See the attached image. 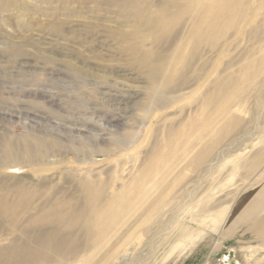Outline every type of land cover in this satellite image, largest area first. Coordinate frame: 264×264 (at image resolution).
<instances>
[{
    "label": "rangeland",
    "instance_id": "obj_1",
    "mask_svg": "<svg viewBox=\"0 0 264 264\" xmlns=\"http://www.w3.org/2000/svg\"><path fill=\"white\" fill-rule=\"evenodd\" d=\"M178 1L0 0V264H97L141 211L101 241L86 225L67 228L75 211L85 220V185L128 183L152 155L170 150L163 145L176 133L185 150L167 166L172 206L138 225L144 234L124 263L264 264L263 240L224 234L236 199L264 181V157L254 164L264 153V0H247L242 18L195 46L202 11L188 10L208 0ZM162 12L166 23L157 21ZM233 78L222 110L205 105L216 83ZM38 137L59 149L17 161L5 153ZM218 139L194 166L198 150Z\"/></svg>",
    "mask_w": 264,
    "mask_h": 264
},
{
    "label": "bare ground",
    "instance_id": "obj_2",
    "mask_svg": "<svg viewBox=\"0 0 264 264\" xmlns=\"http://www.w3.org/2000/svg\"><path fill=\"white\" fill-rule=\"evenodd\" d=\"M179 1H178L179 4L181 2H183V1H181V2H179ZM246 2H247V0H211V1L208 0L205 2L206 4L203 3L204 4L203 6L198 5L199 2H197L196 5L194 4L193 9H191L192 10L191 13H190V10H188L189 15H194L193 13L197 9L202 11V13L199 17L194 18L195 22H194V27L192 28V32H193V36H194L193 38L195 40V44H193V46H195L196 43L207 40L208 38H211V39L216 38L217 39L218 36L220 35V32L222 31L223 27H225L226 25H229V24H233L236 19H240L245 15ZM178 3H176V4L178 5ZM203 7H205V8H203ZM185 8H186V6H185ZM185 8L184 7L182 8L183 12H184ZM181 12H182V10H181ZM158 15H159L158 16L159 18L157 19V21L159 19H161V21H163V23L167 22V21L165 22L166 16H164L163 12L161 14L159 13ZM186 15H187V13H186ZM137 16H139V14ZM140 16H142V15H140ZM148 17H145L144 20L146 22H148V24L155 25L156 24L155 21L150 20L149 19L150 17L149 18ZM155 17H157V14ZM171 17H172V15H171ZM139 19H140V17H139ZM160 23H162V22H160ZM140 25H141V23H140ZM144 25H145V27L146 26L148 27V25H146V24H144ZM156 28L158 29V27H156ZM148 29H150V28H148ZM151 31L153 32L154 30H151ZM192 51H193V47H192L191 52ZM245 70H246V68H245ZM235 82H236V80L233 78V79L225 80L224 82H221L219 84L216 83V85H215L216 87L211 89L207 93L209 95L207 97H205V105H218V107H219L218 109L222 110L223 109L222 105H223V102L225 100V94L227 93L229 88L231 86H233V84ZM169 84H170V82H169ZM234 122L238 123V120L234 119ZM231 125H233V123L230 121L224 127H222L221 129H218V135L220 137H222L227 132L228 127ZM195 130H196V126L194 124H191V133H193ZM222 139H218L216 142H211L206 147L200 148L198 150V152L192 158L193 165L197 166L201 162L204 163V160H206L207 158H209L211 156L212 152L216 149L217 145L220 142H222ZM182 142H184V139L182 138V136L179 133H176L173 138H169L166 141V144L163 145V148L164 149L170 148V150H168L163 155L160 152L152 155L147 160V162L141 168L138 169L135 176L131 180L127 181L128 183H125L124 180L120 179V181L113 184V187H111V189H108L106 191H103V189H100V188L97 190L98 187L95 188L96 185H94V186H91V184L85 185L84 190L86 191V193L88 194V197H89V199H88L89 205H88V208L85 210V213H84L85 214V220L84 221L79 220L80 216L78 214H80V212L78 211L79 213L77 214V211H75L77 209V207H76V209L74 210L75 212L73 213L72 217L71 218L69 217L70 219L67 217V219L69 220L68 224L66 225L67 228L74 230V229L79 228L80 226L86 225L85 227H87L89 229L88 235H89V233L91 234V232L93 231L92 234L94 233L93 235H94L96 241H101L102 239L106 238L107 234H109L111 232V229H113L111 227L115 226L117 223H120L122 221V219H124L126 217V215H128L129 213H137V212L141 211L140 219L138 221V224H136L137 226L134 225L133 226L134 228H132V230L126 229V231H125L126 234H123V235H125V236H123V238L115 241L114 245L110 244L111 245V246L109 245L110 248L105 251V253L102 255V257L97 261V264H123L127 260L129 252L133 253L135 251V249L138 247V245L140 244V238L139 237L144 234V233H141V232L139 233L136 231V228L138 227V225L139 224L144 225V224L149 223L152 216H154L156 214H160L161 212H163V213L166 211L168 212L169 208H171L172 205H170V203L166 201V198L168 197V195L170 194V192L172 191V189L175 187L176 184L174 183L175 184L174 186H172L168 183L165 185V178H166L165 176L168 175L167 166H169V165L173 164L175 161H177L180 158V153L183 150H185L184 149L185 145ZM19 145H21V144L19 143ZM26 145L27 146L20 148L19 150L11 148L10 146H8L7 151L5 153H7L11 157V159L13 158L17 161L20 159L32 158L33 156H36L40 152H43L45 150H50V149H55V148L59 149V146L55 141L51 140L50 138L44 139L43 137H38V138H33L31 140H28L26 142ZM158 149H160V147L157 146L156 150H158ZM46 155H47V152H46ZM263 155H264V153L257 155L256 160H254L255 161L254 164L258 165V162L260 160H262V158L264 157ZM3 156L4 155H2V157ZM9 156H7V157H9ZM252 168H253V166H252ZM82 183H83V181H82ZM98 186H99V184H98ZM193 188H194V186H193ZM180 191H182V187H179L178 190L175 192V194L172 195L174 200H175V198L178 199V197L180 195ZM28 192H26V193H28ZM82 193L83 192H81V194ZM59 204H57L58 208H59V206H61ZM65 204H67V203H65ZM3 205H4V203H3ZM4 206H7L6 203ZM4 206H2V207L4 208ZM5 208H7V207H5ZM5 208L3 210H6ZM51 209H50V211H51ZM64 210H66V208H64ZM12 211H11V213H12ZM60 211L64 212L63 209L62 210L60 209ZM4 212L7 213V212H9V210L4 211ZM53 215H54V213H53ZM57 215L59 216L60 213ZM55 216H56V214H55ZM65 217L66 216H64V218ZM67 219L64 221V219L60 217L59 224L61 223L63 225L64 222L67 221ZM48 220H49V217H48ZM53 224H55V223H53ZM123 225H126L125 222L122 223V226ZM117 234H119L118 230L113 232L110 235L109 240L111 239V237L113 238ZM50 236L51 235H48L49 238H50ZM90 236H88V237H90ZM27 239H29V238H27ZM109 240H107V241H109ZM41 241H42V239H41ZM34 242H35V240H34ZM53 243H52V245H54ZM63 243L64 242H60V243L58 242V244H55L54 246H52V253H51V255L47 254V255H50L47 258H44V257H40V258L51 260L53 257L52 256L53 252L60 249V247L63 245ZM98 244L99 243H97V245ZM34 245H36V244H34ZM41 246H42V244H41ZM27 247L25 246V248H27ZM29 247H30V245H29ZM101 247H103V245ZM21 248H23V247H21ZM69 248H70V251H69L70 254L75 253V251H76L75 246L74 247L72 246ZM20 250L22 251V249H20ZM34 250H36L35 247H34ZM38 251H39V249H38ZM40 258H38V259H40ZM13 262H9L8 264H29L30 261L22 260L23 263H21V262L16 263V261H15V263H13ZM91 262L92 261H89V264Z\"/></svg>",
    "mask_w": 264,
    "mask_h": 264
},
{
    "label": "crops",
    "instance_id": "obj_3",
    "mask_svg": "<svg viewBox=\"0 0 264 264\" xmlns=\"http://www.w3.org/2000/svg\"><path fill=\"white\" fill-rule=\"evenodd\" d=\"M237 233L264 241V181L243 192L235 201L224 227L226 238Z\"/></svg>",
    "mask_w": 264,
    "mask_h": 264
}]
</instances>
